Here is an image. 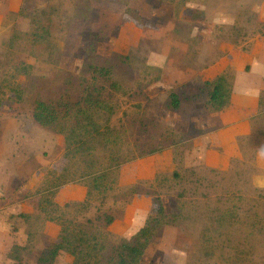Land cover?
I'll return each mask as SVG.
<instances>
[{
	"label": "rangeland",
	"instance_id": "obj_1",
	"mask_svg": "<svg viewBox=\"0 0 264 264\" xmlns=\"http://www.w3.org/2000/svg\"><path fill=\"white\" fill-rule=\"evenodd\" d=\"M19 1L18 11L5 15L0 28V211L15 203L10 195L28 189L24 198L34 212L24 246L8 237L22 214L10 215L13 223H0L5 244L0 258L14 261L2 264H37L51 244L55 233L45 227L39 199L53 200L49 187L64 169L78 179L64 186H84L78 176L87 171L90 156L69 163L63 136L42 129L32 113L37 100L80 96L94 66L110 68L112 80L125 89L110 96L107 83L97 82L103 97L116 105L110 125L120 132L124 154L158 151L121 165L118 187L104 199L95 197L87 210L49 207V213L80 223L91 218L114 244L143 226L159 196L169 223L156 230L140 264H264V186L253 181L263 174L251 165V153L229 170L206 167L200 160L206 131L197 127L208 113L200 91L203 69L218 61L226 46L246 49L264 35L259 20L264 21V0H213L206 8L204 0L14 2ZM190 2L198 8L194 13ZM208 23L214 28L207 36H191ZM21 64L30 66L26 73H18ZM172 92L176 110L169 106ZM260 118L264 126V114ZM106 215L113 217L110 225ZM70 262L60 254L54 264Z\"/></svg>",
	"mask_w": 264,
	"mask_h": 264
},
{
	"label": "trees",
	"instance_id": "obj_2",
	"mask_svg": "<svg viewBox=\"0 0 264 264\" xmlns=\"http://www.w3.org/2000/svg\"><path fill=\"white\" fill-rule=\"evenodd\" d=\"M175 2L172 1L173 8ZM139 18L136 16L133 20L135 24ZM29 67V65L21 64L18 67V73H26ZM151 69L153 67H146V70ZM92 75L91 80L82 85L81 94L75 99L35 102L32 113L34 122L42 129L57 132L63 136V157L69 163L84 156H90L91 161L86 166L87 171L80 172L78 176L79 179H84L86 193L83 201L70 202L63 206L54 202L60 187L78 180L77 176H68L66 169L58 175L50 189L48 188L53 189L49 192L53 200L40 196L41 212L46 215L45 220L57 225L59 230L57 240L40 252L37 264H54L60 254L68 255L71 258L70 264H140L156 230L169 223L159 196L154 198V212L147 217L143 226L129 240L121 239L114 244H109L107 232L93 226L91 218H87L85 223H80L74 219H63L61 216L49 213V207L51 212L70 206L87 210L95 197L102 196L104 199L118 187L121 165L158 151L150 147L141 148L134 156L124 154L120 144V132L110 125L111 117L116 113V105L103 97L97 82L107 83L110 96H113V93L125 94V89L112 80L110 68L94 66ZM232 83L233 74L229 70L202 83L200 91L206 94L204 104L207 112H219L229 105ZM169 106L174 110L179 108L176 93H170ZM179 178V174L173 172L172 179ZM48 189L44 191L48 192ZM227 215L228 212L220 214V219ZM21 216L24 217V215ZM112 222V216L104 217L105 224L110 225Z\"/></svg>",
	"mask_w": 264,
	"mask_h": 264
},
{
	"label": "crops",
	"instance_id": "obj_3",
	"mask_svg": "<svg viewBox=\"0 0 264 264\" xmlns=\"http://www.w3.org/2000/svg\"><path fill=\"white\" fill-rule=\"evenodd\" d=\"M14 1H0V28L5 15L18 11L21 1L18 4ZM204 1L206 8L212 4L213 0ZM191 3L188 7L190 6V10L192 9L191 11L194 13L198 8ZM259 20L264 22L261 18ZM188 21L197 23L199 19L188 18ZM212 24L214 25L215 22L212 21ZM213 25L209 24L204 32L195 30L191 36L194 37L198 33L207 36L209 32L213 31ZM227 70L233 74L229 105L219 112H208L205 121L202 123L200 121L197 125L206 131L204 140H202L204 152L200 160L206 167L225 171L231 169L236 162H241L243 165L244 161L248 160V154L251 153V165L257 172L263 174L259 179H253V181L259 186H264V126H259V119L264 114V35L252 39L246 49H243L242 46H226L222 50L220 59L203 69L202 83L212 80ZM256 173L255 175H257ZM27 191L28 189H19L12 196L10 195L9 197L16 199L15 203L11 204V208L4 205L5 209L0 211L1 224L13 223L8 219L12 214L24 215L23 218L18 219L14 228L11 227L14 231L12 236L11 232H7L12 242H19L20 246H24L27 242L26 227L30 223V215L34 212L33 204L24 198ZM85 193L86 189L82 185L62 186L58 189L54 202L59 206L70 202H81L85 198ZM44 224L47 229L54 231L53 239L49 241L54 243L55 239L57 240L58 226L49 221ZM2 245L5 244L0 242V250ZM8 261L14 262L4 256L0 258V264L8 263Z\"/></svg>",
	"mask_w": 264,
	"mask_h": 264
}]
</instances>
